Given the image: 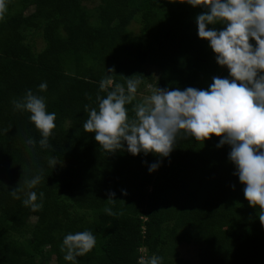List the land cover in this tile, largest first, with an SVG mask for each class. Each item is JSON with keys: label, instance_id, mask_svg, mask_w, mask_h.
Here are the masks:
<instances>
[{"label": "trees", "instance_id": "obj_1", "mask_svg": "<svg viewBox=\"0 0 264 264\" xmlns=\"http://www.w3.org/2000/svg\"><path fill=\"white\" fill-rule=\"evenodd\" d=\"M200 11L169 0H99L94 8L81 0H8L0 21V264H44L46 247L57 264H70L63 259V236L83 230L93 233L96 245L77 264H138L143 247L163 264H191L180 257L182 242L198 244L199 264H264L260 209L244 198L229 147H216L219 137L178 141L149 173L158 157L108 154L82 127L85 105L96 106L97 95L112 87L100 89L109 75L121 85L133 75L153 80L144 71L150 64L160 71L155 87L170 90L207 89L213 76H227L197 36ZM136 15L141 37L127 28ZM29 30L40 31L41 50L26 40ZM29 89L56 113L47 149L39 146L29 114L12 104ZM28 138L37 141L31 148ZM53 156L54 168L48 164ZM37 174L42 179L32 190L44 196L32 211L22 204V192L16 199L10 191ZM109 192L117 200L112 204Z\"/></svg>", "mask_w": 264, "mask_h": 264}, {"label": "clouds", "instance_id": "obj_2", "mask_svg": "<svg viewBox=\"0 0 264 264\" xmlns=\"http://www.w3.org/2000/svg\"><path fill=\"white\" fill-rule=\"evenodd\" d=\"M169 2L201 9L195 17L197 36L207 41L216 64L227 70V76H213L207 89L155 87L149 95L133 103L141 81L133 75L121 85L114 83L109 75L101 80L100 89L112 87L103 97L97 95L96 106L85 105L88 118L82 127L86 133L94 134V140L108 154L126 151L133 156L158 157L157 162L148 166L149 173L156 171L160 161L170 156L178 141L192 139L204 143L212 136L219 137L216 147H229L233 175L243 185V195L249 205L259 207V220L264 225V0ZM7 11L8 0H0V21ZM106 71L114 72L113 69ZM38 87L45 91L47 84L42 82ZM12 104L16 110L29 114V121L40 133L39 146L50 148L56 113L47 111L45 98L29 89ZM129 104L132 115H129ZM36 143L32 138L25 140L29 148ZM58 163L55 156L48 160L52 168ZM41 179L39 174L25 179L24 187H16L10 194L21 199L22 192V204L36 211L42 206L44 193L37 194L32 189ZM121 194L127 195L124 190ZM107 195L108 203L117 201L114 192ZM104 211L113 214L111 208ZM95 245L96 238L90 230L66 233L61 243L63 259L77 264V258ZM138 264H163V257L157 254L140 257Z\"/></svg>", "mask_w": 264, "mask_h": 264}, {"label": "rangeland", "instance_id": "obj_3", "mask_svg": "<svg viewBox=\"0 0 264 264\" xmlns=\"http://www.w3.org/2000/svg\"><path fill=\"white\" fill-rule=\"evenodd\" d=\"M82 4L88 8H94L99 4V0H81ZM128 30L134 37H141L143 35V22L139 15H136L134 19H132L128 26ZM26 40L33 46L34 50L39 51L42 49L44 45V41L41 37V33L38 30H29L27 33ZM144 71L147 75H150L153 80H149L147 78L140 80L141 83L138 86L136 98L138 100H142L145 96L151 93V90L155 88V80L159 77L160 71L157 67L145 64ZM151 86V88L149 87ZM68 123L66 124V126ZM35 218L30 220L29 225H33L35 222ZM145 220V219H144ZM142 220V221H144ZM143 224V222H141ZM178 251L180 257L182 259L189 260L191 264H199V246L194 242H182L178 246ZM140 253L147 255H152L154 253L147 252V250L143 247L140 249ZM44 264H57L56 254L55 251L49 247L44 249Z\"/></svg>", "mask_w": 264, "mask_h": 264}, {"label": "built area", "instance_id": "obj_4", "mask_svg": "<svg viewBox=\"0 0 264 264\" xmlns=\"http://www.w3.org/2000/svg\"><path fill=\"white\" fill-rule=\"evenodd\" d=\"M146 249V248H145ZM147 250V249H146ZM146 256H149V255H147V253H144V254H142V257H146Z\"/></svg>", "mask_w": 264, "mask_h": 264}]
</instances>
